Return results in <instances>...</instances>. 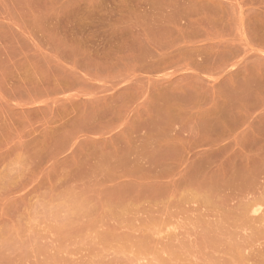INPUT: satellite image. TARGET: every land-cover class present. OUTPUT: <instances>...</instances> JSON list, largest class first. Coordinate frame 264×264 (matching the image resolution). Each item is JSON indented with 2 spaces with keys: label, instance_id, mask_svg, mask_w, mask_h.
Masks as SVG:
<instances>
[{
  "label": "rangeland",
  "instance_id": "1",
  "mask_svg": "<svg viewBox=\"0 0 264 264\" xmlns=\"http://www.w3.org/2000/svg\"><path fill=\"white\" fill-rule=\"evenodd\" d=\"M98 79L194 80L200 95L246 96L200 102L246 137L214 152L208 143L222 133L202 123L177 183L152 184L151 207L137 187L136 203L121 202L104 182L128 174L131 151L120 158L79 129L82 91ZM37 95L50 117L35 112ZM46 129L56 130L54 149L35 143ZM55 161L77 173L41 181ZM82 165L95 172L80 174ZM34 184L36 196L81 214L51 230L3 224L9 197ZM0 264H264V0H0Z\"/></svg>",
  "mask_w": 264,
  "mask_h": 264
},
{
  "label": "crops",
  "instance_id": "2",
  "mask_svg": "<svg viewBox=\"0 0 264 264\" xmlns=\"http://www.w3.org/2000/svg\"><path fill=\"white\" fill-rule=\"evenodd\" d=\"M95 83L97 84H91L82 91L85 92V95L82 94L85 99L79 104V129L88 140V136H93L99 138L97 142L105 147L113 146V150L120 152V158L125 157L123 152L126 149L131 151L128 157L131 163L128 174L120 169L116 178L104 182L109 192L119 194L117 200L121 202H135L137 187L141 192L144 190V205L151 207V195H146V190L150 189L152 184L164 187L177 183L185 159L193 160L197 152L194 143L200 141L202 123L212 122L222 133L220 137L212 138L208 143L214 152L221 151L219 146L223 144H239L246 137L243 131L231 129L229 120L221 115L219 106L200 110L201 101L224 104L234 99L235 102L245 104L248 102L246 96L233 97L217 92L200 95L199 86L194 80L186 86L160 84L156 79H98ZM220 86H230L227 77H224ZM37 97L38 102L44 106H36L35 112L50 117L53 110L50 100H43L45 95ZM65 108L66 106L62 105L59 110ZM244 114V111L239 110L233 112V116L243 119V125L247 121ZM55 133L56 130H44L41 134L42 140L35 139L38 149H54L50 139ZM72 134V131H68L65 136L70 138ZM108 135L112 138H106ZM83 144L85 143L80 142V148ZM73 145L65 144L63 149H69ZM73 160L72 155L66 157V161ZM153 160L158 164L153 165ZM68 164L60 165L55 161V164L44 169L41 181H50L52 177L60 175L74 176L77 170ZM153 167H156L155 172L159 173L160 177L152 178ZM89 171L95 172V169L84 165L79 169L80 174ZM30 181L35 183V167L28 176V182ZM126 187L128 190H123ZM33 188L32 191L19 192L9 197L8 204L13 206L1 209L3 224L21 231L51 230L55 229V225L65 224L71 221L72 216L81 214L65 210L66 206H71L73 202H55V198L51 200L36 196L35 184ZM80 199V206L88 205V197L81 196ZM104 199L98 197L90 201L97 205V202Z\"/></svg>",
  "mask_w": 264,
  "mask_h": 264
}]
</instances>
